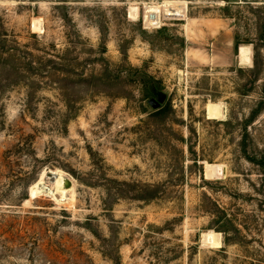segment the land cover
Returning a JSON list of instances; mask_svg holds the SVG:
<instances>
[{
  "label": "rangeland",
  "instance_id": "rangeland-1",
  "mask_svg": "<svg viewBox=\"0 0 264 264\" xmlns=\"http://www.w3.org/2000/svg\"><path fill=\"white\" fill-rule=\"evenodd\" d=\"M165 2L187 17L146 25ZM259 17L264 0H0L6 44L57 62L18 78L0 54V264H264Z\"/></svg>",
  "mask_w": 264,
  "mask_h": 264
},
{
  "label": "trees",
  "instance_id": "trees-1",
  "mask_svg": "<svg viewBox=\"0 0 264 264\" xmlns=\"http://www.w3.org/2000/svg\"><path fill=\"white\" fill-rule=\"evenodd\" d=\"M259 19H260L259 22L261 25L257 33V39L254 41H251V43L254 46L255 61H258L259 57L261 56V51L264 50V24H263L264 22L261 21V17H259ZM4 36L5 35H2V33L0 32V54H7L9 58L13 60H19V61H14L12 65V69H13L12 73L18 78L19 77L31 78L34 74L38 73V71H40L42 68L47 69L48 67H50V63H57L53 59H47V62H46L43 58H35L33 53H28L26 57L21 58L18 55L20 51L19 42L14 41L16 43V45L14 46L7 45L6 42L8 40L6 39L7 37L6 36L4 37ZM240 43H242L241 36H239V34H236L235 47L237 49L239 48ZM9 58L6 61H10ZM23 59H25L26 62H24V64L22 65V69H21L20 63H21V60ZM54 68L60 71L58 67H54ZM259 110L260 108H258L257 110L253 112V115L251 116L250 120H253L256 117L257 113H259ZM158 111H161V110L159 109ZM260 160L264 162V156H262ZM144 192H146L143 197L145 201L154 200L155 198H159L165 195V193H159V190H155V189H151L149 191L146 190ZM223 220L229 221V218L227 217V215H225ZM221 231L225 233L226 235L225 239H226V242H228L230 232L228 231V229H225V228L224 229L221 228Z\"/></svg>",
  "mask_w": 264,
  "mask_h": 264
},
{
  "label": "bare ground",
  "instance_id": "bare-ground-1",
  "mask_svg": "<svg viewBox=\"0 0 264 264\" xmlns=\"http://www.w3.org/2000/svg\"><path fill=\"white\" fill-rule=\"evenodd\" d=\"M187 3L165 2V3H145V24L148 26H159L163 19L171 16L187 17ZM242 48V47H241ZM248 48V47H247ZM243 50V49H242ZM241 55V54H240ZM243 56L246 60H250L249 49ZM207 113L209 118H221L224 116L223 104L210 102L207 105ZM207 178H213L218 175V167L216 164L207 163ZM59 186V185H58ZM36 192L35 187L32 189V195ZM204 238L211 243L219 242L218 233H204Z\"/></svg>",
  "mask_w": 264,
  "mask_h": 264
},
{
  "label": "water",
  "instance_id": "water-1",
  "mask_svg": "<svg viewBox=\"0 0 264 264\" xmlns=\"http://www.w3.org/2000/svg\"><path fill=\"white\" fill-rule=\"evenodd\" d=\"M165 98H166V94L164 92L160 91L157 94L156 98H151V99H149L148 102L153 108L157 109L160 107L161 103L164 102Z\"/></svg>",
  "mask_w": 264,
  "mask_h": 264
}]
</instances>
